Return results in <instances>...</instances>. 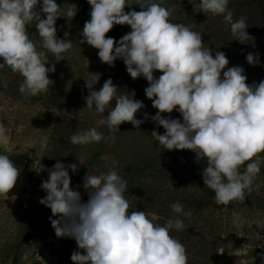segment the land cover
Returning a JSON list of instances; mask_svg holds the SVG:
<instances>
[{
  "label": "clouds",
  "instance_id": "9594fccd",
  "mask_svg": "<svg viewBox=\"0 0 264 264\" xmlns=\"http://www.w3.org/2000/svg\"><path fill=\"white\" fill-rule=\"evenodd\" d=\"M190 2L194 12L222 15L235 40L243 43L250 38L246 18L233 20L229 0ZM87 3L90 20L85 22L79 42L97 49L99 60L106 65L113 66L122 59L133 80L143 77L148 82L145 96L157 110L151 120L165 130L163 134L154 130L151 138L165 150H190L198 162L206 161L201 175L205 187L214 192L217 205L243 200L264 161L259 155L264 153V80L249 86L242 67L225 71L229 63L226 55L216 51L213 58L211 50L203 47L201 33L170 22L171 10L155 0H146L140 11L128 13L124 12L126 0ZM77 12V5L61 7L56 0H0V71L18 73L23 78L20 93L36 96L49 91L54 83L49 73L55 66L50 65L48 57L59 59L73 47L71 41L57 38L56 21L62 13L75 17ZM30 23L35 24L41 38L39 49L26 31ZM114 25H128L131 31L116 41L106 35ZM246 62L259 63V55L248 53ZM156 72L161 75L154 76ZM88 74L92 80L85 81L86 108L102 115L94 127L71 135L73 145L114 142V135L105 137L97 129L105 126L113 133L126 122L139 128L149 118L145 114L144 119H136L143 103L126 92L118 94L111 78L94 90L100 76ZM113 101L115 106L111 107ZM174 110L182 121L164 117ZM10 139V132L0 124V145ZM78 164L83 165L80 159ZM78 164L65 165L58 160L48 169V178L40 186L46 196L39 200L57 217L50 218L55 235L73 239L82 250L83 254H71L72 264H187L186 249L169 234L172 228L184 227L181 219H169L162 226L153 223L152 213L129 212L124 196L127 184L115 170L87 173L83 188L88 199L83 202L80 192L70 187L69 170L75 173ZM41 171L45 169L37 172ZM19 172L9 155L0 152V193L14 187ZM170 207L176 214L190 215L179 202ZM225 247L231 250L232 245L221 246L218 253L223 254ZM238 257L241 259L236 264H249L248 259Z\"/></svg>",
  "mask_w": 264,
  "mask_h": 264
},
{
  "label": "rangeland",
  "instance_id": "374dc122",
  "mask_svg": "<svg viewBox=\"0 0 264 264\" xmlns=\"http://www.w3.org/2000/svg\"><path fill=\"white\" fill-rule=\"evenodd\" d=\"M155 2L171 10L170 22L201 33L203 47L211 50L213 58L216 51L223 52L229 61L225 71L242 67L249 86L264 80V0H229L233 20L241 16L246 18L250 38L243 43L235 40L222 15L194 12L190 0ZM56 3L61 7L75 4L78 12L75 17H64L62 13L56 21L57 38L71 41L73 47L59 59L48 57L50 65L55 66V71L49 73V79L54 82L49 91L26 96L19 91L23 78L18 73L0 71V124H4L11 134L9 143L0 145V152L9 155L20 170L14 187L8 193H0L3 201H0V264H12L15 256L19 264H72L70 257L74 251L83 254L73 239L55 235L50 218L57 217L52 216L35 225L36 216L49 209L39 203L46 196L40 186L48 178L47 170L58 160L67 165L78 164V159L83 165L78 164L75 173L69 170L70 187L80 192L83 202L88 199L83 188L87 173L115 170L126 181L124 196L130 205L129 212L152 213L153 223L162 226L169 219H181L184 227L172 228L169 234L186 249L187 264H236L241 259L238 256L248 259L249 264H264L261 257L253 254L256 250L264 251V161L252 182L251 191L246 190L243 200L217 205L214 192L203 183L201 173L206 161L198 162L190 150H165L151 138L154 130L159 134L165 130L151 120L157 110L145 96L148 82L143 77L133 80L124 63L121 70L102 63L97 49L86 43L80 44L83 26L90 20L91 8L87 0H56ZM126 3L125 13L138 12L146 0H126ZM34 26L30 23L26 31L39 49L41 38ZM248 53L258 54L259 63L248 64ZM85 58L89 62L88 68ZM88 72L100 76L94 90H99L111 78L119 89L118 94L119 91L126 92L143 103L136 119H144L145 114L149 118L139 128L126 122L113 133L105 126L97 129L105 137L114 135V142L101 140L89 145H73L71 135L94 127L102 115L86 108L83 97L88 95V90L85 81L92 80ZM159 75L161 73H154L156 77ZM114 106L113 101L111 107ZM107 114L106 109L104 115ZM163 115L182 121L175 110ZM259 155L264 156V153ZM102 156L107 159H101ZM41 167L45 171L37 172ZM175 202L181 203L184 212H190V215L174 213L170 206ZM30 228L32 240L20 244ZM229 243L231 250L225 247V252L219 254L220 247ZM237 250L242 251L236 253Z\"/></svg>",
  "mask_w": 264,
  "mask_h": 264
},
{
  "label": "trees",
  "instance_id": "16d2710c",
  "mask_svg": "<svg viewBox=\"0 0 264 264\" xmlns=\"http://www.w3.org/2000/svg\"><path fill=\"white\" fill-rule=\"evenodd\" d=\"M251 1L252 2H257L258 0H251ZM35 29H36V27H35ZM130 31H131V28L128 25H114L113 29L110 30L109 33H107V36L114 38V40H116V41H119V39L122 36H124L125 34H127ZM113 67L115 69H117V70H121L123 68V61H122V59H117L114 62ZM39 217H40V215H37L36 216V220ZM31 232H32V229L30 228L26 232V234L23 237V239L20 241V244H24V243L32 240V233ZM253 254H254V256L261 257L264 260V251L263 250H256V251L253 252ZM12 264H19V260H18V258L16 256L13 258Z\"/></svg>",
  "mask_w": 264,
  "mask_h": 264
},
{
  "label": "water",
  "instance_id": "95a60500",
  "mask_svg": "<svg viewBox=\"0 0 264 264\" xmlns=\"http://www.w3.org/2000/svg\"><path fill=\"white\" fill-rule=\"evenodd\" d=\"M53 214L51 212L50 209H46L41 215L40 217L36 220L35 225L38 226L41 223L46 222L50 217H52Z\"/></svg>",
  "mask_w": 264,
  "mask_h": 264
},
{
  "label": "crops",
  "instance_id": "0c3cea01",
  "mask_svg": "<svg viewBox=\"0 0 264 264\" xmlns=\"http://www.w3.org/2000/svg\"><path fill=\"white\" fill-rule=\"evenodd\" d=\"M0 201H2V200H0ZM3 202V201H2Z\"/></svg>",
  "mask_w": 264,
  "mask_h": 264
}]
</instances>
